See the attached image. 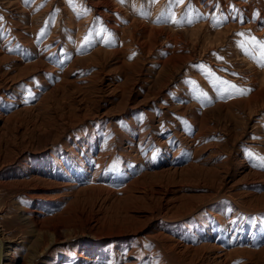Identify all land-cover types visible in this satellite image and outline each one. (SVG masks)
<instances>
[{
  "label": "rangeland",
  "instance_id": "1",
  "mask_svg": "<svg viewBox=\"0 0 264 264\" xmlns=\"http://www.w3.org/2000/svg\"><path fill=\"white\" fill-rule=\"evenodd\" d=\"M109 2L0 0L4 264H264V0Z\"/></svg>",
  "mask_w": 264,
  "mask_h": 264
},
{
  "label": "bare ground",
  "instance_id": "2",
  "mask_svg": "<svg viewBox=\"0 0 264 264\" xmlns=\"http://www.w3.org/2000/svg\"><path fill=\"white\" fill-rule=\"evenodd\" d=\"M91 1V0H90ZM101 1H103V4H104V6H106L105 8H108L110 5H111V3L109 2V0H101ZM100 2V1H99ZM95 5V4H94ZM97 6H102V5H100V3L98 4L97 3ZM97 6L95 7L96 8V10L97 11H100L99 9H97ZM103 6V7H104ZM101 12V11H100ZM105 13V12H104ZM104 13H101L100 14V16L101 17H103L104 19H106V18H108V20L110 21V22H112L110 25H108V26H110V27H112V28H114V29H117V26H116V19H115V17L112 15V14H109L108 13V15L107 14H104ZM99 14V13H98ZM106 21V20H105ZM140 137V136H139ZM140 139H141V137H140ZM194 143V142H193ZM131 144H133L132 142H131ZM139 144H141V141L139 142ZM195 144V143H194ZM140 146V145H139ZM142 146V145H141ZM190 147H193V149L194 148H196V144H195V146H190ZM139 151L142 153V149L139 147ZM140 152H138V153H140ZM174 157V156H173ZM104 178V177H103ZM109 178V177H108ZM120 181H121V178L119 179ZM236 236V234L235 233H233L232 234V237L234 238ZM4 241L5 240H3V238H1L0 237V264H4V262H5V253H7L6 251L7 250H5L6 248H5V243H4ZM209 246V245H208ZM211 249V248H210Z\"/></svg>",
  "mask_w": 264,
  "mask_h": 264
},
{
  "label": "snow or ice",
  "instance_id": "3",
  "mask_svg": "<svg viewBox=\"0 0 264 264\" xmlns=\"http://www.w3.org/2000/svg\"><path fill=\"white\" fill-rule=\"evenodd\" d=\"M28 0H25V3H27ZM177 2H179V0H177ZM0 19H2V17H0ZM261 66H264V65H261ZM223 84H227V82H221ZM228 87L230 89H235L236 91L232 92V91H229L227 92V94L221 90L220 91V98H226V95H243V94H246V91L245 90H242V89H238L236 85H228Z\"/></svg>",
  "mask_w": 264,
  "mask_h": 264
}]
</instances>
